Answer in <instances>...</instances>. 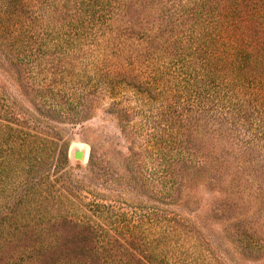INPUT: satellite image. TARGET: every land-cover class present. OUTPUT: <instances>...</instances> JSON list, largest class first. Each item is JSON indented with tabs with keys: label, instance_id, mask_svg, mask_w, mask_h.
<instances>
[{
	"label": "rangeland",
	"instance_id": "rangeland-1",
	"mask_svg": "<svg viewBox=\"0 0 264 264\" xmlns=\"http://www.w3.org/2000/svg\"><path fill=\"white\" fill-rule=\"evenodd\" d=\"M0 145L22 264H264V0H0Z\"/></svg>",
	"mask_w": 264,
	"mask_h": 264
},
{
	"label": "trees",
	"instance_id": "trees-1",
	"mask_svg": "<svg viewBox=\"0 0 264 264\" xmlns=\"http://www.w3.org/2000/svg\"><path fill=\"white\" fill-rule=\"evenodd\" d=\"M27 135V132L25 130L19 129V128H13L9 126V132L6 134V136L3 138L2 143H8L10 148L6 152L14 153L15 146L17 140H23V138ZM17 138V139H16ZM16 140V141H15ZM3 146L0 145V173L3 172V158H2V150ZM14 149V150H13ZM30 158V157H29ZM19 244L13 243L12 240H4L1 239V233H0V264H22V261H30L32 259H35L33 256L36 255L35 251L40 254V252L43 253L45 246L44 244H33V245H27L24 246L22 249L23 255L17 256V250ZM23 256V257H22Z\"/></svg>",
	"mask_w": 264,
	"mask_h": 264
},
{
	"label": "water",
	"instance_id": "water-1",
	"mask_svg": "<svg viewBox=\"0 0 264 264\" xmlns=\"http://www.w3.org/2000/svg\"><path fill=\"white\" fill-rule=\"evenodd\" d=\"M81 157H82V154H81Z\"/></svg>",
	"mask_w": 264,
	"mask_h": 264
}]
</instances>
